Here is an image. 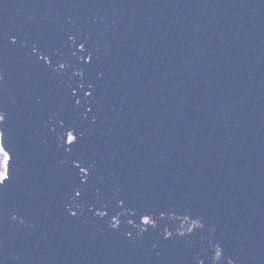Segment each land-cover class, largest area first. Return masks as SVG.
Segmentation results:
<instances>
[{
  "label": "water",
  "instance_id": "1",
  "mask_svg": "<svg viewBox=\"0 0 264 264\" xmlns=\"http://www.w3.org/2000/svg\"><path fill=\"white\" fill-rule=\"evenodd\" d=\"M82 41L86 78L104 73L95 125L73 104L79 65L56 63ZM0 114L16 156L0 264H264V0H0ZM121 198L163 219L113 229L88 211Z\"/></svg>",
  "mask_w": 264,
  "mask_h": 264
},
{
  "label": "snow or ice",
  "instance_id": "2",
  "mask_svg": "<svg viewBox=\"0 0 264 264\" xmlns=\"http://www.w3.org/2000/svg\"><path fill=\"white\" fill-rule=\"evenodd\" d=\"M69 39L73 40V44L75 46L76 41L72 36H69ZM11 43L15 44L16 40L11 39ZM70 55L74 59H69L67 63L56 61L58 67L60 69L67 68L71 70L73 68H77L76 71L73 72V75L79 77V87L77 91L79 92V97H77L76 93L72 94L73 104L78 110V115L82 117L83 121L90 123L91 125L96 124V119L92 118L95 115V100H96V90H97V81L101 80L104 76L103 71H100L98 75H95L94 78H86L85 71L83 69H90L93 67L95 61L98 59L94 51L90 49L86 41L79 42L78 49H69ZM41 60L45 59L44 56L40 57ZM49 66L52 61H48ZM5 116L0 114V122L4 121ZM61 126L63 127V135L61 136L62 141H66V144L69 146L65 148V144L61 143V148H65V150L69 153L74 152L77 149V146L84 139V130L82 127L78 126L75 120L73 121H63ZM5 133L0 131V186L6 185L10 182L14 175L16 169V156L12 150L10 144H8L5 139ZM81 163H84L81 161ZM81 163L75 164V169L80 173H83L85 177L88 176L90 171L88 165L84 163V166L81 167ZM88 180L80 179L77 177V186L73 187L68 194L72 200L79 198L77 203L80 201H86L88 192L86 190ZM70 207L68 209L69 215L71 217H76L77 212L72 210L76 207V204H72L71 200L69 201ZM85 207H88V204L85 203ZM88 211L93 213L98 218L108 217V224L110 228H118L120 224V219L118 217H122L128 224H132L133 219L139 221L136 227L151 226L153 229L156 228L158 220H162L164 216L163 210L156 216L153 217L148 213H138L136 210L131 208L126 200L123 198L118 201H114L111 204L104 203L102 206L93 205L88 208ZM131 216V218H129ZM142 231L147 232L148 228L144 227ZM128 238H134L132 230H128L126 233ZM172 233H168L165 237L167 239L170 237ZM183 235V233H181ZM219 256V253H217ZM202 264V262H201Z\"/></svg>",
  "mask_w": 264,
  "mask_h": 264
}]
</instances>
